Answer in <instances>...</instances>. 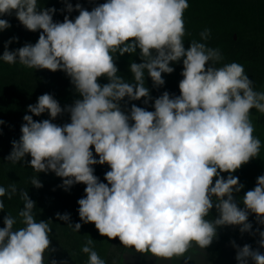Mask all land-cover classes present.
<instances>
[{"label":"clouds","instance_id":"clouds-1","mask_svg":"<svg viewBox=\"0 0 264 264\" xmlns=\"http://www.w3.org/2000/svg\"><path fill=\"white\" fill-rule=\"evenodd\" d=\"M66 2V0H65ZM188 0H106L91 11L79 3H67L68 13L54 22L55 8H38V0H0V16L15 13L31 32L40 31L35 44L14 50L5 44L0 56L7 64L17 62L29 69L63 71L79 95L72 105L61 107L50 94H42L28 105L32 115H24L20 140L12 142L7 157L18 163L30 156L29 166L37 173L54 172L67 190L74 184L86 185L78 214L84 224L92 223L101 236L118 238L125 248L161 260L184 258L189 249L208 248L222 226H239L252 233L249 215L264 225V175L245 192L241 208L234 198L244 185L234 176L238 169L257 157L261 141L253 135L251 110L264 114V91H256L244 66L231 62L221 67L218 48L192 40L185 48L184 13ZM0 18V31L10 28ZM211 36L200 33L201 41ZM141 63L129 65L132 81L118 75L116 54H135ZM182 61L183 79L178 96L163 92L149 111L121 102L152 100L145 86V74L154 87L165 84L162 74H171L172 63ZM106 77L101 85L98 79ZM47 112L50 119L36 121ZM64 112L70 122L53 123ZM4 122L0 120V124ZM99 157L96 159L93 154ZM108 164L110 171L101 182L93 165ZM222 173H227L225 178ZM32 186L43 187L36 177ZM0 186V197L11 199L15 184ZM19 212L24 227L13 230L16 219L5 216L0 228V264H45L52 229L48 221L37 222L35 202L28 191ZM215 207L218 216L208 220ZM4 202L0 200V211ZM56 217L75 232L81 223H70V214ZM259 248H264V231L256 230ZM88 239L81 251L87 264H106ZM237 264H264V253L251 245L232 242ZM51 264H57L55 260Z\"/></svg>","mask_w":264,"mask_h":264},{"label":"trees","instance_id":"trees-1","mask_svg":"<svg viewBox=\"0 0 264 264\" xmlns=\"http://www.w3.org/2000/svg\"><path fill=\"white\" fill-rule=\"evenodd\" d=\"M84 5L85 9L91 11L98 5L93 0H87ZM222 0H191L193 9L198 10L193 18L185 21L186 35L185 48L187 43L192 40H199L200 33L204 29H210L217 39L213 40L210 48H218L223 56V59L216 65L221 67L224 64L236 62L244 66L245 74L253 81L254 89L260 91L264 85V41L258 42L252 36H241L238 40H234L231 36L234 34V27L239 25L244 19V13L239 11H228L227 6L221 4ZM106 2V0H105ZM67 5L63 11L53 17L54 22H63L67 15L70 19H75L79 15L78 11L68 13ZM75 9V7H74ZM2 19L8 20L11 27L0 31V56L5 50V44L18 38L8 44V50L14 51L27 43L35 44L38 41L40 31H28L18 19H12L11 15L0 16ZM229 19H233L232 22ZM208 22V23H206ZM139 53L137 52L135 54ZM182 63V61H181ZM183 66V64H182ZM169 92L172 95L178 96L179 82L176 86L170 89H152L150 95L152 100L147 106L154 104L155 98H158L163 92ZM50 94L54 99L63 101L72 105L79 95L75 92L74 86L71 84L70 78L63 71L52 72L46 69H29L18 62L16 64H7L0 60V120L4 123L0 124V186L6 189L15 184L16 193L9 199L6 194L0 197L4 202V209L0 211V228L4 227L3 219L9 215L16 219V224L13 230H17L24 225L21 223L22 218L19 212L23 209L24 201L21 199L20 192L28 191L29 197L35 202L36 207L33 209L34 218L37 222L48 221L52 229L59 225V219L56 217L58 200L64 198L63 192H53L52 189L57 188L63 183V179L56 176L54 172L37 173L29 166L30 156L18 163H12L7 159L12 151V142L19 141L22 135L21 126L24 123L23 117L27 115L30 97L35 95L39 97L42 94ZM38 99V98H37ZM36 121H42L41 116L33 117ZM261 124L264 126V117L261 119ZM94 154V153H93ZM96 159L98 156L94 154ZM108 164H96L94 175L101 182H107L104 179L107 170H110ZM100 167V168H98ZM224 173H222L223 175ZM42 183L43 187L36 188L32 186L31 180L36 177ZM224 176V175H223ZM225 177V176H224ZM73 186H76L74 184ZM49 197L52 201L49 203ZM52 220L54 223L52 224Z\"/></svg>","mask_w":264,"mask_h":264},{"label":"rangeland","instance_id":"rangeland-1","mask_svg":"<svg viewBox=\"0 0 264 264\" xmlns=\"http://www.w3.org/2000/svg\"><path fill=\"white\" fill-rule=\"evenodd\" d=\"M97 5L99 2L105 3V0H93ZM87 0H38V8L46 9V8H55L57 11L53 14V17L58 15L63 11L64 7L67 3H70L73 8L77 3H79L83 8H85ZM189 8L184 13V20L188 21V15L191 20L192 14L195 15L198 10L192 8L191 0H188ZM221 4L227 6L228 11H239L240 13H244L243 21L234 27V34L231 36L234 40H238L241 36H252L255 41H264V0H222ZM12 19H17L15 13L11 14ZM195 20V17L193 18ZM233 19H229L232 22ZM208 23V22H206ZM217 39L216 36L211 33V36L207 41H201V37L198 42H204L206 45H211L213 40ZM185 43V40H184ZM190 43V42H189ZM187 43V46H189ZM116 64L119 72L117 73L125 80L131 82L132 74L130 72L129 65L131 62L141 63L139 53L137 54H124L123 56H119L116 54ZM174 68V72L171 74H162L163 79L165 80V84L161 87H154L151 78L145 74V86L152 89H170L174 87L180 82L183 77L181 72L183 70V66L181 61L172 63L170 65ZM98 82L103 85L108 83L106 77H101L98 79ZM260 91H264V85L260 89ZM38 97L32 95L30 97L29 104H36ZM62 108L69 106L68 103L63 101H59L56 99ZM127 98H125V101ZM125 101L121 102L122 107L125 110L130 109L131 104H136L138 107H144L149 111H154L152 106H147L143 103V98L138 101H131L125 103ZM27 115H32L28 110L26 112ZM33 117H35L33 115ZM44 118H50L47 112L42 114ZM264 117V114L259 113L257 110H251L250 119L254 126L253 135L256 136L261 141V148L259 155L252 160H250L247 164L243 165L240 169H238L234 176L239 177V182L244 185L243 189L239 193H234V198L238 205L243 208L242 198L248 190H252L256 186L257 177L260 175H264V126L261 124V119ZM70 122V115L67 112H64L62 115L58 116L53 123L58 125H63L65 123ZM93 153L94 147H93ZM108 167V165H107ZM100 168V167H98ZM110 168V167H108ZM111 170V169H110ZM107 170V171H110ZM225 178H227V173L223 174ZM107 183V182H104ZM56 187V186H55ZM53 188L52 191H60L63 192L64 198L58 200L57 203V212L60 214L68 213L70 214V223L73 226L76 223H81V229L79 232H75L68 224L62 220H59V225L52 229L50 233L51 246L50 250L45 254V264H51L53 260L57 262V264H87L88 262V254L83 253L81 251L82 246L86 243L88 239L94 240V250L99 254V256L106 261V264H116L120 262L123 258L124 254L131 248H125L121 245L118 238L116 239H108L107 237L101 236L98 230L95 228V225L92 223L84 224L79 217L78 208L79 205L77 201L85 196V187L86 185L80 183L76 184V186H71L69 189H65L63 187V183L57 188ZM52 201V198L49 197V203ZM218 213L213 207L210 210L208 220H214L217 218ZM249 222L253 225L252 233H241L239 230V226H222L217 229V236L213 240L212 244L204 250L210 258V264H237L235 259L236 249L233 247L232 242L235 241L236 245L243 247L245 244H249L253 249L259 248L258 240L260 239L257 229L260 231H264V225H259L256 222V217L254 214L249 215ZM54 221L52 220V224ZM195 249H199L197 246H193ZM201 250V249H200ZM259 250L264 253V248H259ZM249 264H252L249 261Z\"/></svg>","mask_w":264,"mask_h":264},{"label":"crops","instance_id":"crops-1","mask_svg":"<svg viewBox=\"0 0 264 264\" xmlns=\"http://www.w3.org/2000/svg\"><path fill=\"white\" fill-rule=\"evenodd\" d=\"M186 256H191V261L188 264H210V256L204 250L191 248ZM116 264H184V258H173L171 260H161L150 253H137L134 249H129Z\"/></svg>","mask_w":264,"mask_h":264}]
</instances>
